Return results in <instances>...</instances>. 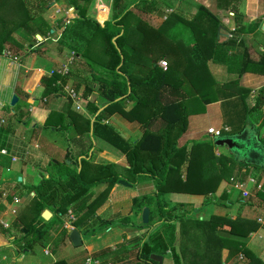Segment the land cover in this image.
Segmentation results:
<instances>
[{
    "label": "trees",
    "instance_id": "16d2710c",
    "mask_svg": "<svg viewBox=\"0 0 264 264\" xmlns=\"http://www.w3.org/2000/svg\"><path fill=\"white\" fill-rule=\"evenodd\" d=\"M9 1L7 0V2ZM85 1L86 5L91 0ZM124 1H111V13L114 11L116 13L111 20H106L101 25L95 19L87 17L86 6L77 3L76 0H70L77 17L70 28L63 29V39L67 38L69 34L82 37L85 44L82 45L84 48L82 55L86 56L85 63L90 68L92 78L100 83L97 92L105 101L103 105L90 102L85 105L92 119L88 121V124L86 122L90 138L103 140L126 157L129 162L126 171L131 177H148L154 182V205L156 208L145 200L139 198L133 200V205L140 212L143 208H149L148 224H136L131 221L132 216L135 215L133 209L127 215H122L115 220L122 226L147 228V231L139 237L137 242L129 245L130 247L120 252H117V249L105 248L95 253L93 258L106 262L108 258L112 257L116 259L115 264H158L150 258L154 253V247L147 241L146 236L152 226L172 222L173 216H165V213L167 214L171 210L164 201L166 194L204 196L214 192L221 180H230L235 169L238 172L244 171V178L241 181L243 183L250 170L256 168L254 164L242 163L239 157L234 154L215 157L213 148L219 146L217 147L210 140V142H195L191 146L188 144L178 146L177 144L178 139L187 129L189 118L196 113H205V106L211 103L222 101L224 102L222 103L223 107L230 110L228 111L230 113L224 118V125H227L230 130L223 131L222 137L241 136L245 131V125L248 124L247 116L251 109L247 106L246 98L249 91L244 88H233L229 94L225 93L224 86L217 85L209 72L208 61L212 58L213 61L226 68L231 86L238 84L241 76L246 72L264 73V54L258 62L250 60L245 49L238 54H228L229 48L236 44L235 38L242 33L246 34L259 28L258 22H253L248 27L235 29L234 36L227 41L219 42L218 40L220 31H227L229 28V13H233L235 17L244 13L245 0H215L217 14L199 6L194 16L196 23H189L182 17L180 21L178 15L177 17L171 15L158 29L152 28L141 19L131 21L125 26L124 19L130 12H133L134 8L142 13L161 15L157 8L159 0H130L133 3L132 8L126 6ZM13 2L23 7L22 0ZM25 6L27 18L20 24L21 28L32 37L37 35L41 38L45 37L51 28L50 23L45 21L42 16L47 10L45 1L40 0L35 5L27 2ZM1 22L3 23V20ZM178 24L191 32L194 40L192 47H186L180 40L172 45V40L176 38H172L168 33L179 27ZM78 28L82 31H86V29L89 31L86 39ZM100 36L106 42L103 47L106 58L92 57L88 53L93 50L91 49L92 42L95 43ZM168 37L172 40H169ZM3 41L17 46V49L22 47L11 36H6L2 42L0 41V54L4 52ZM176 51L182 55V63L185 64L187 71V85L191 89L181 85L180 80H176V71L172 65L163 70L158 67L156 60H153V56L159 53L160 56H166L172 62L175 57L170 56H179ZM91 57L94 60H90ZM133 64L146 69L144 74L139 75L131 72L130 67ZM68 75L60 77L53 74V76L43 79L42 96L48 97L52 93L64 95V86ZM91 92H93L91 88H85L83 94L85 99ZM126 102L133 103L128 110L124 107ZM17 110L19 107L14 109L15 112ZM67 112L70 113V110ZM67 112H60V114L66 115ZM115 113L139 125L142 129L141 136L130 143L111 125L105 123ZM57 114L59 112H53V117H57L55 116ZM240 117H242L241 124ZM50 118L51 116L47 117L43 128L62 129L59 125L54 124L56 118H53V123L49 122ZM259 128L258 130H263L264 133V119ZM252 144L254 145V143ZM262 146L264 147V141ZM91 147H93L92 142L88 151L91 150ZM69 155H71L70 149L62 162L53 160L51 162L53 167L50 165L51 171L48 168H42L41 171H46L47 175H39L37 184H25L26 190H31L34 198V212L30 222L26 225L27 234L23 237L29 247L41 239L47 240L48 238L47 227L49 229L51 221L46 223L40 217L45 209L50 210L56 222L60 223L62 215L68 211L74 212L76 220L71 225L85 227L87 219L94 216L95 210L107 198L109 190L115 183L120 180L130 183L129 179L116 171L115 164L91 166L89 165L91 158H88V154H78L77 157H86L82 158L80 163L77 162V157L71 159ZM65 160H69L70 164H66ZM259 180L260 176L257 178L255 186ZM136 182L131 184L135 185ZM102 183H107L108 189L104 194L92 197V190ZM8 199L11 200L10 194ZM174 220L177 219L174 218ZM113 221L102 222L112 223ZM190 221L201 232L198 237H195V240L202 241L199 244L201 252L199 255L206 261V264H221L218 257L222 247L225 246L229 249L234 248V253L238 252L240 248L243 253H246L243 249V240L257 229L255 222L246 220L231 221L214 217L208 223L199 219ZM39 223L42 225L39 226ZM93 225L92 223L91 229H84L82 235H95L101 231H91L94 229ZM206 227L208 228L206 229ZM219 232L227 233L230 238L221 237ZM181 233L186 238L185 231ZM60 234L61 240L68 236L65 228H62ZM191 246L195 245L191 243ZM181 248L184 251L183 245ZM195 250L199 252V250ZM132 256L136 262L127 263ZM51 264L65 263L57 261Z\"/></svg>",
    "mask_w": 264,
    "mask_h": 264
},
{
    "label": "rangeland",
    "instance_id": "374dc122",
    "mask_svg": "<svg viewBox=\"0 0 264 264\" xmlns=\"http://www.w3.org/2000/svg\"><path fill=\"white\" fill-rule=\"evenodd\" d=\"M13 1L14 0H10L9 2H7V0H0V41L2 42V40H4L6 36H11L14 40L17 41L19 45L22 46L21 49H17V46L12 45L9 42L3 41L4 51L10 55L9 57L14 58L18 56L16 55V53L19 50H22L23 53H25L26 55L27 52L32 53L37 49L41 50L43 45H40L42 43V39L39 40L37 38L38 35L31 37L26 32H24L20 26V24L26 21V18H27V13H26L27 8L25 6L26 3L29 2L35 5L40 0H22V2H24L23 7L20 4H16ZM44 1L47 5L46 11H48L49 9L50 11H48L47 13H45L46 12L45 11L44 12L45 17H44V14H42L43 18L46 19L48 23H50L52 22L51 17L53 16V23L59 25L58 30L55 31V35L53 36V41L50 39L46 41L47 48L53 50V54H56V51H58V49H61L63 52L62 54L58 55L60 60L62 61L60 62L57 61L53 64V72H50V74L52 76L53 73H56V71L62 68L63 65H66V64L68 65L69 63L68 61L72 59V64L70 66L68 65L69 67L68 77L70 80L68 87H71V89H73L77 93L79 100L77 101L78 104L76 105H79L81 109L77 110L76 105L75 104L72 105L70 103L71 105L70 113L67 112L66 115L59 113L55 115L57 117H53V106L48 105L51 110L50 114L47 116V117L51 116L49 122L53 123V118H56V121L54 122V124L59 125L60 127H62V129L61 128H57V129L43 128V125L47 119L46 118L45 121L42 122V126H40L41 132L37 139L36 137L33 138L31 136H27V137L25 136L26 144H25V148L23 149L24 150L27 149L26 150L27 155H25L24 152L20 151V148H21L19 146L20 143L12 142V138L8 140L10 141V143L5 144V145L9 148H12L14 146L16 147L14 152H16V156L18 157V161H17L18 165L19 163H23V164L27 163L28 176L25 175L23 178L24 180H26L28 184L37 183L38 178H39L37 177L38 175H47L46 171L43 172L41 171V169L48 168V170L51 171L52 169L50 165L53 160L62 162L66 158L68 149L71 150V153L74 158H76L78 154L80 153L85 154V155L90 154V152L93 149V154L91 156L90 163H89V165L91 166L115 164L116 171L119 174L126 177L127 179H129L130 183L128 184L131 186L126 187L124 185H121L119 184V181L115 183L113 187L109 190L107 198L95 210L94 216L87 219L88 220L87 225L85 227H82V226L75 227L76 228L75 230L79 231V233H83L84 229L86 228L91 229V224L93 223L94 229L91 231H94V230H101V231H98L97 234L95 235H91V234H88L87 236L81 235V238L84 240L83 242L85 243L91 240L90 243H91V246L93 247L92 248L93 252H97V249L98 250L103 249V247H107L112 250L117 249L118 250L117 252H120L124 250L125 248L130 247L129 245L134 243V239L142 236L146 232L145 229L147 228L138 229V228L125 227V226L120 225L115 220L122 215H127L128 213H130V210L133 209L135 215L132 216L131 221L135 222L136 224L141 223V218H140L141 212L137 210V208H135V206L133 205V200L135 198H139L155 206L154 205V182L148 177H137V178L134 176L131 177V175L126 171V168L129 166V162L127 161L126 157L122 156L118 150H116L115 148H113L112 146L104 142L103 140H100L99 138L93 139V141L95 142V146L91 147V151H88L89 146L91 144V138L87 131L86 122L88 124V121H91L92 119H91V116L89 115V111L87 107L85 106L86 100H84L85 97L83 96V89L87 87L91 88L94 92V95H96V98H97L100 96L97 92L100 86V83L92 78L90 68L85 63L86 56L84 57L82 55V52L84 50L82 45H85V44L83 43L82 39L79 40L76 37V35H70V34L68 35L67 38L63 39V29H65V27L70 28L73 25V20L77 17L76 13L74 12V6L71 5L70 0H44ZM76 1L77 3H80V4H82L81 2H84V0H76ZM159 1L160 3L157 4V8L160 10L161 15L154 14V13L149 14L150 17L152 18L153 24L152 25L148 24V25L151 26L152 28L158 29L161 26V24L171 15H174L176 17L178 15V19L180 21H181L180 18L182 17L189 23H196L194 20L195 14L192 17H184L182 15L184 14L183 13L184 11H182V14H180L178 12V9H174L176 6L174 5V3H172L173 0H159ZM124 3H126V6L132 8L133 3L130 0H125ZM91 4H90V9H92ZM85 6L87 7L88 4H86ZM99 9L96 10L95 8H93L92 11L96 10L98 12ZM86 11H87L86 15H88L89 7L87 8ZM132 11L133 12H130V14L124 19L125 26L128 25V23H131V21H135L136 19H141V17H142L141 20L147 18L145 13H142L138 9H132ZM190 12L192 13L193 11L190 10ZM115 13L116 12L114 11L109 14L110 16L109 20L112 19ZM2 20H3V23L1 22ZM101 23L103 24V22ZM49 25L51 26L50 32L45 37H47L51 33L52 25L51 24ZM178 25L179 27H177L175 30H171L168 33L169 36H171L172 38H176V39L172 40L169 37L168 39L172 40V45H174L173 43H175L177 40H180L186 47L188 48L192 47L194 44V40H193V36L191 32L189 31V29L183 28L180 24ZM81 32L85 35L84 38L86 39L89 31H87L86 29V31H81ZM223 33H226V34L224 37L222 36L220 38V41L221 40L225 41L226 35H228V32L226 31H223ZM23 34L25 38L22 36ZM97 36L98 34L96 35V37ZM26 37H29V39L27 40ZM96 37L94 38V40L96 39ZM105 45H106V42L100 36L96 39L95 43L92 42L91 49L93 50L88 53L92 55V57L101 56L102 58L103 57L106 58L103 53L104 52L103 47ZM172 45L171 47L173 48ZM176 53L179 56L177 55L170 56V57H175L172 62L171 60H169L168 57L160 56L159 53H156L153 56V60L154 59L156 60L158 67H160V63L162 61H166L167 63L166 69L170 68V66L172 65L176 71V75H175L176 80L177 79L180 80L182 82L181 85L183 84V86H187L189 89H191L190 86L187 85L188 83L187 82V71H186L185 64L182 63V59H181L182 55L180 54L179 51H176ZM92 57L90 58V60H94ZM53 61H56V60L53 59ZM209 61L207 64H209ZM130 70L134 74H139V75H143L144 72L146 71V69L142 68V66H138L136 64L131 65ZM76 86H78L79 89H76ZM227 87H231V86L229 85ZM64 94L65 96H68L65 89H64ZM132 105L133 103L126 102L124 107L126 110H128L130 107H132ZM66 106L68 105L66 104ZM27 107L28 106L26 105L25 108ZM9 110L11 111V109ZM193 116H201L203 118V120L201 119V121L198 123V125L200 126L198 133L201 134L200 136L201 138H199L198 135L195 134L193 130L186 129L185 132L178 139V142H177L178 146H182L184 144H188V146H191V144L195 142H200V141H206V142L211 141V143L214 144L216 139L210 140L209 139L210 137L208 136L206 130L208 126L210 125L217 127L218 123L216 122V120H214L211 115L207 116L204 112L196 113ZM240 118H241V121H240V124H241L242 117ZM189 120H188V124H189ZM1 121L2 123H0V125L8 129V127H6L7 125L6 121L4 120H1ZM23 122H25V120ZM114 122H115V119H113L111 123L110 122L108 123L109 125L112 126ZM188 124H187V128H188ZM126 126H127V130L129 133H127L125 130ZM129 126L131 125H128V123L126 124L123 122V126L120 125L119 127L123 128L124 130L123 134L127 133V135H129L127 141L132 143L134 140H136L137 138L141 136L142 129L140 128L139 125H138L139 128L138 126H136L135 127L136 132L134 134L130 132V130L128 129ZM21 137L23 136H15L14 139L20 140ZM213 150H214L215 157H219L221 155L227 156L229 155L228 151H230L226 146L213 148ZM96 151H101L100 153L102 155H100V158H98L99 152H96ZM251 154L252 155L242 154V156H238V155L237 156L239 157L240 161H242V163H246V162L250 164L256 163V164L261 165V168H264L263 166L264 165V152H259V154H255L254 152H252ZM254 156L256 157V159H254ZM67 161L68 160H65L66 163ZM13 164L14 163H12L11 166H14ZM51 166L53 167V165ZM3 172L4 173L6 172L5 173L6 176H13L15 174L14 170L12 172L11 171L7 172L6 170H3ZM243 174H244V171L238 172V170L235 169L234 172L232 173L230 180L228 181L221 180L220 183L218 184L217 189L214 192L209 193L204 196H200V200H194L191 202H181L178 205L177 202H171V200L169 201L170 196L166 195L165 197L167 198H164L165 203H167L168 205H175V206H172L173 208L169 210L167 214L165 213V216H171V217L173 216L177 220H174V218L172 217L171 223L161 224L159 228H156L157 230L155 229L156 232H153L152 237L156 236L157 234H161L163 231H166V233H164L166 240L168 241L170 240L168 238L169 236L174 241L175 239H178V237H182L179 233L176 232L175 227H178L179 230H181V232L185 231L184 233L186 235V238L184 239L185 246L188 247L190 251L192 252L194 251V249L199 250V244H201L202 241L195 240V237H198L199 236L198 234L201 232L199 231V229L197 230L198 227L193 225L194 223L190 221L191 219H201L203 222H207V223L208 221L212 220L214 217H217V219H229L231 221L244 220V219L246 220V218H243V216L245 215V217H247L248 216L247 213L252 212V210H254L253 209L254 202L252 201L254 198L252 197V195H254V191H255L254 189H257V187H255L256 177H258V175H261V173L255 172L253 174L252 171L250 170L249 174L245 178V181L242 183L241 181L244 178ZM249 179H253L254 182L249 181ZM134 181H137V182L134 183L135 185H132L131 183ZM14 186H17V188L13 189ZM9 188L11 189L8 192L11 195L18 197L19 199L22 198L21 205L23 204L26 205V211L24 213L22 220H24L25 223H29V220L32 218V214L34 212L33 210L34 198L32 196H29L32 193L31 190H26L25 183L23 181H19L18 178L16 180L15 179L12 180V183L9 184ZM107 189H108L107 183H102L92 190L91 195L92 197L99 196L102 193L104 194V192ZM243 190L249 193L250 196H248V198H243L242 196ZM168 202H171V203H168ZM51 215L53 217V213H51ZM137 215L139 216L136 218ZM156 217H157V214H156ZM74 218L76 220L75 213L68 211L66 214L60 217V220L62 221L61 223L59 221H58L59 223L56 222V219L54 217L52 220L49 219V221L51 220L50 225L51 227H53V230L54 229L59 230L61 229V227L63 228L65 227L67 230V234H68V232L71 231L70 228L72 227L71 224L74 221ZM248 219H249V222L256 223L257 229H258V224L262 222L258 218L253 219L252 217H249ZM42 220L47 223V221H45L44 219ZM109 220L111 221L114 220V221L112 223L102 222V221H109ZM171 224H174L175 227L174 226L173 227L175 229L168 227ZM153 227L155 226H152V228ZM152 228H149L150 233L152 231H155L154 229L151 231ZM207 228L208 227H206V229ZM123 230L126 231L125 234H121L122 233L121 231ZM23 231L27 232V229H24ZM54 235L55 234H53L52 236L53 239L56 237ZM58 236H61V234L58 233L57 237ZM119 237L120 239H122L121 241H119L120 240ZM203 238L205 239V237ZM60 239L61 237H59L57 240L60 241ZM57 240L55 241V244H54V246L59 247L57 249L58 251L55 253L56 257H58L59 259H63V260L64 259L65 260L69 259V261L74 260L75 262L83 260L85 263V260L88 258V255H86L88 254V252H86L85 250L86 243L79 247H74L72 246L71 243L70 244L68 243L67 245H64V244L57 245L56 244ZM132 240L133 242H130ZM178 241H179V245H177L176 248H181L180 247L182 246L181 243H183L182 238ZM97 242H101V244L98 245ZM191 243L194 244L195 246H191ZM223 248L229 250V252L231 251V256L232 257L234 256L233 258L235 257L238 258V261H242V258L247 257V254L243 253L242 248H240L241 250L239 249V251L236 253H234V248L228 249V247L226 246ZM35 253H36V264H49L55 258L52 253L50 256L48 255L45 256L44 248L40 246H37L35 248ZM93 254L89 255V257L92 259H93ZM234 254H236V256ZM111 258H108L106 262L100 261L99 264H108V263L114 264V262L116 263V259L114 258L111 259ZM170 258H171L170 256H164L165 264L167 263L168 260H171Z\"/></svg>",
    "mask_w": 264,
    "mask_h": 264
},
{
    "label": "crops",
    "instance_id": "0c3cea01",
    "mask_svg": "<svg viewBox=\"0 0 264 264\" xmlns=\"http://www.w3.org/2000/svg\"><path fill=\"white\" fill-rule=\"evenodd\" d=\"M111 1L112 0H91L90 3L87 2L86 4H88V6L86 8L89 7V13L87 17L90 18L95 17L94 19L102 25L101 22L109 20L110 17L109 14L111 13V7H110ZM85 2H86L85 0L84 2H81L82 3L81 5L85 6ZM172 3H174V5L176 6L174 9H178V12L180 14H182V11H184L183 12L184 14H182L184 17H192L196 13L195 11L199 6L206 8L208 11H210L213 14H217L215 0H173ZM90 4L92 6V9L95 8L97 10L100 8L99 11L98 12L96 10L92 11V9H90ZM190 10L193 11L192 12L193 14L190 12ZM48 11H50V9ZM48 11H46L45 13H47ZM243 12L244 13L241 16H237V17H235L233 13H229L230 16V18H228L229 28H227L226 32L234 36L233 33L235 29L238 30L242 27H248L253 22H258L259 28L253 30L252 32L246 34L242 33L238 35V37L235 38L236 44L229 48L228 54L230 53L238 54L241 53L243 49H245L247 51L249 59L252 60L253 62H258L262 58V55L264 54V32H262L260 29L264 21V0H245ZM145 15L147 16V18L143 19L144 21L143 20L142 21L149 25H152L153 21L150 15L147 13H145ZM51 19H52V22H50V24L52 25L51 33L47 37H43V38L39 37V40L42 39V43L40 45H43L41 50L37 49L32 53L27 52L26 55L25 53H23L22 50H19L16 53V55L18 56L14 58L9 57L10 55H8V57H5L2 54H0V123H2L1 120H4L7 123L6 127H8L7 129L4 126L0 125V149L6 148L13 155H16V152H14L16 147L14 146L12 148H9L5 144L10 143V141L8 140L12 138V142L20 143L19 145L21 147L20 151L24 152L25 154L27 150V149L26 150L23 149L25 148V144H26L25 136L26 137L31 136L33 138L36 137V139L39 137L41 132L40 126H42V122L45 121V119L47 118V116L50 114L51 111L48 105L53 106V112L56 111L59 113L67 112V110H71L70 103L73 105L72 101L69 99L68 96H65L64 93H63L64 95H59L58 93H54V94L52 93L48 97L42 96L44 90L43 79H47L51 77L50 72H53V64L57 61L58 62L62 61L60 60L58 55L63 53L61 49H58V51H56V54H53V50L47 48L46 41L48 39L53 41V36L55 35V31L58 30V26H59L58 24L53 23V16L51 17ZM78 30L80 32L82 31L79 28ZM223 31L225 30H222V32L219 33L218 36L219 42H224L223 40L220 41V38L222 36L224 37L226 34L223 33ZM22 36L25 38L24 34ZM77 37L80 40L82 38L81 36H77ZM26 39L28 40L29 37H26ZM228 39L231 38H229L228 35H226L225 41H227ZM53 59L56 61H53ZM208 70L215 79L217 85L224 86L223 89L225 93L229 94L233 90V88L234 89L244 88L249 91L248 96L246 98V103L247 106L251 109V111L248 113L247 116L248 124L245 125L244 128L245 132L241 136L249 140L251 143H254L255 146V150L253 151L254 153L259 154V152H264V147L262 146V143L264 141V133L263 130L261 131L258 130L262 120L264 119V73L255 72V71L246 72L241 76L238 84L231 85L232 87L231 88V87H225V86H229L228 85L229 75L224 66L216 63L211 58L208 64ZM69 82L70 80L68 77L66 85L64 87H68ZM76 89H79L78 86H76ZM84 92L85 89H83V94ZM93 95L94 92H91V94L87 97V99H84L86 100L85 103L90 102L96 105L105 104V101L100 96L96 98V96ZM14 98H16V102L14 105H12V101ZM231 99L234 100V98ZM222 103L224 102L222 101L215 102L206 106L205 114L207 116L211 115L213 119L216 120V122L218 123L217 127L211 125L208 126L207 130L209 128H214L221 131L230 130V128L227 125H224V118L225 116L228 115V111L230 110L223 107ZM66 104L68 106H66ZM25 105H27L28 107L25 108ZM17 107H19V110L15 112L14 109H16ZM8 108L11 109V111ZM117 115L122 119H120ZM113 119H115V122L112 125V127L118 133H120V135L123 136L126 140H128L129 137V135H127V133H129L127 130V126L125 127V130L127 132L126 134H123L124 132L123 128L119 127L120 125L123 126V122L126 124L128 123V125H131L129 126L128 129L130 130V132L135 134L136 132L135 127L138 126L137 124H134L133 122L129 123L127 119H125L118 113L112 114L105 122L109 124L108 122L111 123ZM201 119L203 120L201 116H191L187 128L193 130L195 134L198 135L199 138H201L200 137L201 134L198 133L200 128L198 123L201 121ZM24 120L25 122H23ZM15 136H23V137H21L20 140H15L14 139ZM208 136L210 137L209 139L211 140L212 139L211 135L208 134ZM100 152L101 151H99L98 158H100V155H102ZM228 152L229 154H233L231 151ZM254 159H256L255 156ZM11 164L12 163H10L9 158L0 155V264H36L35 248L37 246L44 248L45 256L47 255L50 256L51 253L53 254L55 258L51 263L57 261H63L65 264H75V263L83 264L84 263L83 260L75 262L74 260L69 261V259L68 260L59 259L58 257L55 256L56 255L55 253L58 251L57 249L59 247L54 246V244L55 241L60 237V236L57 237V234L58 233L60 234L63 227H61V229L59 230L57 229L53 230V227H51L50 225L49 229L47 227L49 233L47 240L41 239L40 241L36 242V244L32 245V247L26 245L25 241L23 240V237L27 234V232H24L23 230L26 229L25 227L27 223H25L24 220H22L24 213L26 211V205L24 204L21 205L22 198L19 199L18 197L13 196L8 192L11 189L9 188V184L12 183L13 179L16 180L17 178L18 180L23 181L26 185H35L38 182L28 184L26 180H24L23 177L25 175L28 176L27 163L26 164L19 163L18 165L17 162H15L13 164L14 166H11ZM254 165H256V168L251 169L252 173L253 174L255 172L261 173V175H258V177H256L255 184L259 176H260V180L258 181L257 186H255L257 187V189H254L255 190L254 195H252V197L254 198L252 200L254 202L253 204L254 210H252V212H248L247 213L248 216L245 217L244 215L243 218H246V221H249L248 219L249 217H252L253 219L258 218L262 222L258 224L257 230L251 232L250 235L243 240L244 243L243 249L246 251L247 257L242 258V261H238V258L236 257L233 258L234 256L233 257L231 256L229 250L222 247L220 251L221 253H219V257H218L221 264H264V196H262L264 195V168H261V165L256 163ZM7 167L10 168L11 172L14 170L15 174L13 176L5 175L6 172L4 173L3 170H5ZM37 177H39V175ZM249 181L254 182L253 179H249ZM16 188L17 186L13 187V189ZM9 194L11 195V200L8 199ZM166 195L170 196L169 201L171 200V202H177L178 205L181 202H191L194 200H200V196H193L190 194L168 193ZM29 196L33 197V193H31V195ZM172 206L175 205H168V208L172 209L173 208ZM48 211L52 213L50 210ZM138 216L139 215H137L136 218ZM38 225L41 226L42 223H39ZM160 225L161 224L156 225L154 228L151 229V231L153 229L155 230L156 228H159ZM173 226L174 224H171L168 227L172 229L176 228V232L182 236V237H178V239H175L174 241L169 236L168 238L170 240L169 241L166 240L164 236V233H166V231H163L161 234H157L154 237H152L153 232H156L157 229L155 231H152L151 233L149 230L148 233L150 234L147 233L146 239L154 247L153 255L162 257V262L161 263L156 262V263L165 264L164 256H170L171 260H168L166 264H186V263L206 264V261L205 260L203 261V259L199 255L201 253L200 250L198 252L194 249V251L191 252L190 249L185 246V242H184L185 237H183V235L181 234V230H179L178 227L174 226L175 227L174 228ZM73 229L76 228L74 227ZM145 230L147 231V229ZM121 232H122L121 234H125L126 231L123 230ZM69 233L70 232H68L67 235H69ZM53 234H55L54 236H56L54 239L52 237ZM219 234L221 235V237L230 238V236H228L227 233L219 232ZM81 235L82 233H80V236ZM181 238L183 241L181 245H183L184 251L182 248H176L177 245H179L178 240H180ZM138 239L139 237L134 239V242H137ZM81 240H82V245L86 243L85 250L86 252H88V254H86L88 255V257L93 253H94L93 255H95V253L107 248V247H103V249H99V250L97 249V252H93L92 251L93 247L91 246L90 243L91 240L89 239L90 241H87L85 243L83 242L84 240L82 238ZM121 240L122 239H120L119 241ZM130 242H133V240ZM68 243L70 244L68 236L67 237L65 236L64 239L62 240L60 239V241L57 240L56 244L67 245ZM97 244L100 245L101 242H97ZM234 255L236 256V254ZM95 261L97 262V264L100 263L99 260H95ZM131 261L136 262V259H134V257L132 256L131 260L127 261V263H131Z\"/></svg>",
    "mask_w": 264,
    "mask_h": 264
},
{
    "label": "water",
    "instance_id": "95a60500",
    "mask_svg": "<svg viewBox=\"0 0 264 264\" xmlns=\"http://www.w3.org/2000/svg\"><path fill=\"white\" fill-rule=\"evenodd\" d=\"M260 29L262 32H264V21H263ZM37 38L39 39V36H37ZM15 102H16V98L13 99L12 105H14ZM214 144L216 146H219V147L226 146L236 156L237 155L242 156V154L251 155V153L255 150L254 145L249 140L245 139L243 136L242 137L241 136L220 137V138H217L215 140ZM89 156H90V154H89ZM80 159L81 158H79L78 161H80ZM119 184L124 185L126 187L131 186L122 180L119 181ZM51 216L52 215L48 210H44L41 214V218L44 219L45 221H49ZM140 218H141V223L143 225L148 224V222H149V208H143ZM68 239H69L70 243L72 244V246H74V247H79L82 245L80 233L75 229H72L70 231V233L68 235ZM150 258H151V260H153L155 262H159V263L162 262V257H160V256L151 255Z\"/></svg>",
    "mask_w": 264,
    "mask_h": 264
},
{
    "label": "built area",
    "instance_id": "2783aa9c",
    "mask_svg": "<svg viewBox=\"0 0 264 264\" xmlns=\"http://www.w3.org/2000/svg\"><path fill=\"white\" fill-rule=\"evenodd\" d=\"M228 37L229 38H232V34L229 33L228 34ZM2 55L5 56V57H8L9 54L7 52H3ZM68 62H69L68 65L70 66L72 64V59H70ZM68 65L67 64L66 65H63L62 68L58 69L56 71V73H53V74H56V75H58L60 77L67 76L69 74V67H68ZM160 67L162 69H166V67H167L166 61H162L160 63ZM64 89L67 92V95H68L69 99L72 101V103L75 104V105L78 104L77 101L79 99H78L77 93L73 89H71V87H64ZM76 109L77 110H80L81 108H80L79 105H76ZM207 133L209 135H211L212 139H217V138L222 137V131L221 130L214 129V128H209L207 130ZM0 155L9 158L10 163H15V162L18 161V157L16 155L11 154L9 152V150H7L6 148L0 149ZM25 155H27V152H25ZM5 170L8 172V171H10V168L7 167ZM242 196H243V198H248V196H250V195H249L248 192L243 191ZM72 229L73 228L71 227L70 230H72ZM84 264H97V262L94 259L88 257L85 260V263Z\"/></svg>",
    "mask_w": 264,
    "mask_h": 264
},
{
    "label": "flooded vegetation",
    "instance_id": "af4514ba",
    "mask_svg": "<svg viewBox=\"0 0 264 264\" xmlns=\"http://www.w3.org/2000/svg\"><path fill=\"white\" fill-rule=\"evenodd\" d=\"M91 142H92L93 146H95V142H94L92 139H91ZM90 151H91V150H90ZM92 152H93V149H92V151L90 152V156H89V154H88V158H91ZM255 154H256V153H255ZM251 155H252V154H251ZM69 158H71V159L74 158L73 155H72V153H71V155H69ZM79 158L82 159V158H86V157H85V156L77 157L76 160H77L78 163H80V161H78ZM250 158H251V156H250ZM81 159H80V160H81ZM66 164H70V161L68 160Z\"/></svg>",
    "mask_w": 264,
    "mask_h": 264
}]
</instances>
